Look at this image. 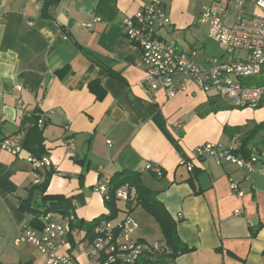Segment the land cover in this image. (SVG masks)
Listing matches in <instances>:
<instances>
[{
	"label": "crops",
	"instance_id": "crops-1",
	"mask_svg": "<svg viewBox=\"0 0 264 264\" xmlns=\"http://www.w3.org/2000/svg\"><path fill=\"white\" fill-rule=\"evenodd\" d=\"M148 1L0 0V139L27 133L33 116L46 113L42 157L54 171L48 177L49 170L35 169L27 161L34 154L26 148L18 157L0 146V264H38L32 244H16L34 219L20 207L34 186L48 180L44 195L62 197L77 220L92 222L108 214L98 185L122 171L141 173L176 221L191 251L171 264H264L262 163L249 173L212 158L194 162L197 147L229 145L264 124V104L224 110L213 102L217 94L194 85L173 98L145 87L141 52L127 40L123 20ZM161 1L172 21L162 35L169 41L168 35L189 31L190 48L169 42L197 50L209 32L199 26V11L189 0ZM92 83L104 91L102 99ZM226 126L243 130L229 137ZM248 146L264 160V129ZM148 164L162 175L146 171ZM232 181L244 196L232 192ZM32 196L37 204L43 195L34 190ZM238 210L242 214L236 215ZM138 224V240L164 243L163 236L140 235L144 229Z\"/></svg>",
	"mask_w": 264,
	"mask_h": 264
},
{
	"label": "built area",
	"instance_id": "built-area-1",
	"mask_svg": "<svg viewBox=\"0 0 264 264\" xmlns=\"http://www.w3.org/2000/svg\"><path fill=\"white\" fill-rule=\"evenodd\" d=\"M230 1L234 2V8L238 10L235 16L228 14L229 7L225 11L206 7L198 19V23L209 26V38L218 43L223 52L220 58L212 57L209 60V67L196 61V50H183L162 35L163 31L172 26V21L164 11L161 0H149L133 17L125 18V36L141 52L140 65L145 70L144 86L153 91L163 90L168 98H173L178 93L187 92L194 85L202 92L229 98L235 108L257 109L262 106L264 81L256 85L248 84V81H256L258 76L264 74V0ZM250 5L255 6L257 11L250 10ZM82 26L91 28L92 24ZM237 51L241 55L234 58L233 54ZM18 90L22 88L18 87ZM21 104L20 101L19 108ZM38 116V127L43 129L48 115L40 113ZM181 125L182 122H179ZM25 137L26 132L20 131L0 139V146L4 151L19 157L25 151ZM107 143L112 145L111 141ZM207 158L214 159L218 165L232 164L249 173L261 162L260 173L264 175V160L258 155L244 156L237 138L229 145L209 143L195 149V163ZM27 161L35 169L50 171L53 168L48 157L29 155ZM194 162L187 164L190 172L194 170ZM145 170L155 176L162 175V170L152 164H148ZM231 190L240 197L244 196L236 181H232ZM97 191L106 196L107 184H99ZM116 196L119 201L127 203L135 198L136 190L126 185L117 191ZM235 213L242 214L239 210ZM40 221L41 229L27 227L16 244H32L47 264H137L146 252L157 254L168 251V247L160 242L138 240V222L132 213H124L121 219L100 222L93 230L94 240L82 239L77 247H83L88 260L82 263L73 253L74 248L70 242V237L75 234L74 214L46 212Z\"/></svg>",
	"mask_w": 264,
	"mask_h": 264
},
{
	"label": "trees",
	"instance_id": "trees-1",
	"mask_svg": "<svg viewBox=\"0 0 264 264\" xmlns=\"http://www.w3.org/2000/svg\"><path fill=\"white\" fill-rule=\"evenodd\" d=\"M248 84L256 85L259 84V82H249ZM90 89L96 92L99 99H102L104 97V91L100 88V85L98 83L90 84ZM217 96L216 98L212 97L214 103L220 104L217 108L224 110H236V108L231 103L230 105L222 103L223 101L217 98ZM33 118L34 125L26 133L24 147L28 149L31 153H33L35 157L41 158L46 151L44 146L43 130L38 127L39 116L34 115ZM263 129L264 124L256 125L251 132L246 134V136H243L242 139H239L241 144V153H243L244 156H251L252 151L249 149L248 145L252 140H254L255 136H257V134ZM242 130V127L231 128L229 126H226L224 128V133L229 137H234L235 134L241 132ZM233 139L234 138H232V140ZM49 172L50 173L48 174V177L54 171L50 170ZM47 185L48 180H46L42 184L34 186L30 190L32 194L30 193L29 198L21 201V210L23 212H28L29 214L34 215V219L29 224V227H32L34 229L42 228V222L40 221V217L46 212H53L51 210V205L56 206V213H60L62 215H69L71 213L68 212L65 206L62 205V203H64L62 197L44 195L47 190ZM126 185L136 190V196L133 200L127 202L128 210L123 212L118 207L119 200L117 199L116 193L121 187ZM34 190H39L40 193L43 195L41 198V206H38L33 202L32 195L34 193ZM104 202L106 208L108 209V214L103 215L93 220L92 222H84L76 219V222L73 223L74 231H77L79 233L85 231L86 235L85 237H83L84 239H95L93 230L96 226L100 224V222L116 220L120 213H132L135 207H141L149 216L153 217L154 220L158 223L164 241V243L162 244L168 247V251L165 253L157 254L152 252H146V254L137 264H171L179 256L187 254L191 251L189 247L184 244L180 239L177 231L176 221L166 210L162 202L158 200L157 193L150 187L145 185L141 173L133 171H122L115 173L111 177L110 181L107 183V195L104 196ZM46 204H48L49 207L48 209L44 210L43 208L44 206H46ZM82 239L78 240L75 234L74 236H71L70 242L72 243L73 248H76L77 245H79V243L82 241Z\"/></svg>",
	"mask_w": 264,
	"mask_h": 264
},
{
	"label": "rangeland",
	"instance_id": "rangeland-1",
	"mask_svg": "<svg viewBox=\"0 0 264 264\" xmlns=\"http://www.w3.org/2000/svg\"><path fill=\"white\" fill-rule=\"evenodd\" d=\"M189 3L192 7V10L194 12L199 11L198 14V19L200 17V14L203 12L204 8L206 7H213L217 10H220L221 7L224 8H228V14L230 16H235L238 13V10L234 8V2L230 1V0H189ZM232 6V7H230ZM249 9L252 11H257V8L255 6H249ZM199 26H202L201 28L206 29L207 31L209 30V26L206 24H199ZM190 35L191 32H187L186 34L183 32H176L174 33V35H168V40L171 41L172 43L175 42H179L183 48H190L191 46H189L190 44H192L190 42ZM189 38V39H188ZM186 39V40H185ZM188 39V40H187ZM203 46V47H202ZM202 47V48H200ZM191 51V50H190ZM197 56H196V61L200 64L203 63V65L205 67H209L211 66L209 62V60L212 57H218L220 58L223 55V52L219 46L218 43H216L214 40H212L211 38H209V32L207 35H205L204 37V42L202 40L201 45L197 44ZM239 55H241V52L237 51L233 54L234 58H238ZM223 59H221L220 61H222ZM235 78V77H232ZM254 83L256 81H264V74L258 76V78H256L255 80H252ZM250 82V80L248 81ZM223 102L222 103H227L230 102V99L227 97H222ZM236 110H240L237 109ZM49 205L46 204V206L44 207L45 209H48ZM118 207L125 212L126 210H128V204L126 202L123 201H119L118 202ZM44 209V210H45ZM51 210L53 211L52 213H55L57 215H59L60 213H56V206L55 205H51ZM134 216L136 217V221L140 222L142 229H144L140 235H144V237L146 239L149 240H155V239H161L162 237V233L160 230V227L158 225V223L154 220L153 217L149 216L141 207H135L134 208ZM122 212V213H123ZM120 216H118L117 219H121L123 218L124 214H119ZM75 236L78 240H81L84 236H85V231L83 232H75ZM23 248V246L21 247V249ZM73 253L76 255V258L79 259L81 261V259L84 261L82 263H87V256L86 253L83 249V247H76L73 250ZM34 258L35 261L38 264H47L45 258L43 257V255H41V253L37 250L34 249Z\"/></svg>",
	"mask_w": 264,
	"mask_h": 264
},
{
	"label": "water",
	"instance_id": "water-1",
	"mask_svg": "<svg viewBox=\"0 0 264 264\" xmlns=\"http://www.w3.org/2000/svg\"><path fill=\"white\" fill-rule=\"evenodd\" d=\"M37 204H38L39 206H41V205H42V201H41V200H38V201H37Z\"/></svg>",
	"mask_w": 264,
	"mask_h": 264
}]
</instances>
